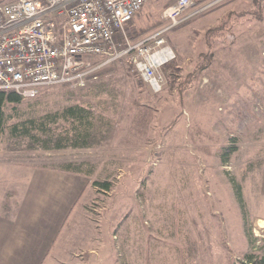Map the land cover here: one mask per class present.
Returning a JSON list of instances; mask_svg holds the SVG:
<instances>
[{"label": "rangeland", "instance_id": "374dc122", "mask_svg": "<svg viewBox=\"0 0 264 264\" xmlns=\"http://www.w3.org/2000/svg\"><path fill=\"white\" fill-rule=\"evenodd\" d=\"M175 1L148 0L128 26L132 40L166 26L162 13ZM196 1L211 4L165 33L175 59L161 70L159 92L123 59L85 87L45 86L5 110L1 212L21 197L25 167L70 165L87 178L64 228L82 233L68 234V256H75L68 264H243L264 257V0ZM71 106L92 112L90 147L47 148L44 137L9 132ZM47 127L56 137L70 122ZM224 147L235 150L227 163Z\"/></svg>", "mask_w": 264, "mask_h": 264}, {"label": "built area", "instance_id": "2783aa9c", "mask_svg": "<svg viewBox=\"0 0 264 264\" xmlns=\"http://www.w3.org/2000/svg\"><path fill=\"white\" fill-rule=\"evenodd\" d=\"M147 1L0 3V90L30 99L45 86L85 87L124 59L152 92H159L161 70L175 59L165 33L211 3L176 0L162 13L166 26L132 40L128 26Z\"/></svg>", "mask_w": 264, "mask_h": 264}, {"label": "crops", "instance_id": "0c3cea01", "mask_svg": "<svg viewBox=\"0 0 264 264\" xmlns=\"http://www.w3.org/2000/svg\"><path fill=\"white\" fill-rule=\"evenodd\" d=\"M21 174V197L14 209L0 211V264H68L75 258L68 256V234L82 233L64 228L87 190V178L36 166Z\"/></svg>", "mask_w": 264, "mask_h": 264}, {"label": "trees", "instance_id": "16d2710c", "mask_svg": "<svg viewBox=\"0 0 264 264\" xmlns=\"http://www.w3.org/2000/svg\"><path fill=\"white\" fill-rule=\"evenodd\" d=\"M9 1H15V0H8ZM5 2V0H0V3ZM108 68V67H107ZM103 69L98 73V76H100L102 73L106 71V69ZM63 86L70 87L67 84H64ZM24 100L23 97L19 96L13 91H4L0 90V138L4 131V124L6 121V113L5 110L7 106H17ZM92 112L89 109L80 107V106H71L68 108H65L62 112H56L52 114H46L43 116H40L39 118H30L27 120H24L20 123L14 124L10 126L9 132L11 136H18L23 135L27 138H29L31 141H38L41 137H44L46 139L45 145L47 148H87L90 147V141L89 139L92 137L91 129L93 128L92 125ZM60 120H65L70 122V129L66 130L63 134H57L56 137H52L50 135V128L47 127L48 123L55 124ZM36 132L39 133L35 134ZM67 132V133H66ZM52 139L55 140V144L52 143ZM234 148L232 147H224L221 151V161L223 163H227L229 161V157L234 152ZM62 171L70 172V173H80L83 175L78 167H71L70 165H65L60 168ZM93 185L100 186L102 189L108 190L109 186L106 183H99L94 182ZM233 190L235 193V196L241 206V209L244 213V203L242 200L241 195V188L239 184L232 183ZM248 258V256H247ZM250 258V257H249ZM248 260H245L243 264H264V257L260 258L258 261L251 260V258Z\"/></svg>", "mask_w": 264, "mask_h": 264}, {"label": "bare ground", "instance_id": "6f19581e", "mask_svg": "<svg viewBox=\"0 0 264 264\" xmlns=\"http://www.w3.org/2000/svg\"><path fill=\"white\" fill-rule=\"evenodd\" d=\"M262 225L264 226V223H262Z\"/></svg>", "mask_w": 264, "mask_h": 264}]
</instances>
